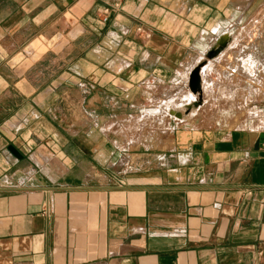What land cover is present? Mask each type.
Here are the masks:
<instances>
[{"label":"crops","instance_id":"crops-1","mask_svg":"<svg viewBox=\"0 0 264 264\" xmlns=\"http://www.w3.org/2000/svg\"><path fill=\"white\" fill-rule=\"evenodd\" d=\"M263 4L0 0V264H264V102L234 127L200 113L216 71L218 92L246 76L244 101L264 100V51L238 30ZM147 121L138 181L98 175Z\"/></svg>","mask_w":264,"mask_h":264},{"label":"rangeland","instance_id":"rangeland-1","mask_svg":"<svg viewBox=\"0 0 264 264\" xmlns=\"http://www.w3.org/2000/svg\"><path fill=\"white\" fill-rule=\"evenodd\" d=\"M264 4L259 7L257 12H254L249 15L248 12L245 13L243 16V21L241 22L238 30H241L242 35H253L257 37L258 40V45H259V54H261L262 51H264V14H260L261 10L263 9ZM241 27V28H240ZM263 39V40H262ZM264 65V59H259V67L263 66L260 64ZM264 67V66H263ZM218 73L216 71L215 76H211V84L209 87L214 88V91H209L206 93L208 96V102H206V106L200 110V113H204L203 115L205 117H211V119H217L218 117L220 118H225L226 121L221 124H211L210 126H226V127H234L237 125H240V123L243 122L244 118L247 115V111L253 110L255 108L261 107L262 103L264 100L258 99L255 101H244V95H245V88H246V83L248 82V79L246 76L241 77V82L238 83V85H241V91H239V87H237L234 82V80L231 81L230 85L228 86L229 88L236 89L237 92L230 91V92H218L217 91V86L219 84H222V82L218 81ZM257 83L259 87L264 84V68L259 71L258 76H257ZM236 87V88H235ZM241 94V96H240ZM236 96V104L237 106L234 107V98ZM223 97L230 98L231 100V107H219V103H221L219 100L223 99ZM228 101V103H230ZM224 101H222L223 103ZM256 105V107H254ZM183 111V109H182ZM129 128H124V131L129 130V138H135V143L130 144L128 150H121L120 155H126L129 158V162L126 160L123 161V165L117 169L116 172L110 174H105L98 172V175H106L109 177L111 180V184L113 185H118V186H123V185H128V183L132 182V180H137V174L142 172L141 170H144L142 167L145 162L143 159H147L149 156H143L140 155L142 151H140V147L138 146V141L139 136H148L150 134L153 135V131L155 128L159 127V124H154V123H142V124H127ZM196 125V124H195ZM198 126H201V124H197ZM103 126V125H102ZM108 126V125H107ZM114 129H119L120 127L117 124L113 125ZM118 127V128H116ZM119 129V132H122ZM143 142V141H141ZM146 145H148V142H143ZM164 143V140H163ZM118 145L122 147L124 144H122L120 141L118 142ZM124 152H128L127 154H124ZM147 152V151H146ZM140 169V170H139ZM148 169V168H145ZM136 177V178H135ZM127 183V184H126Z\"/></svg>","mask_w":264,"mask_h":264},{"label":"water","instance_id":"water-1","mask_svg":"<svg viewBox=\"0 0 264 264\" xmlns=\"http://www.w3.org/2000/svg\"><path fill=\"white\" fill-rule=\"evenodd\" d=\"M228 39V34L222 35L218 40L217 43L211 47L206 53L200 57L198 62L191 68L189 75H188V87L192 93L196 94L197 96L193 99H190L188 102L182 105V109L184 113L192 112L199 104L203 102L202 97V85L203 79L201 75V70L203 66L208 64L209 59L216 56L220 50L226 46Z\"/></svg>","mask_w":264,"mask_h":264},{"label":"built area","instance_id":"built-area-1","mask_svg":"<svg viewBox=\"0 0 264 264\" xmlns=\"http://www.w3.org/2000/svg\"><path fill=\"white\" fill-rule=\"evenodd\" d=\"M114 5H115V6H119L120 3H119V2H115ZM105 10L107 11V8H106Z\"/></svg>","mask_w":264,"mask_h":264},{"label":"bare ground","instance_id":"bare-ground-1","mask_svg":"<svg viewBox=\"0 0 264 264\" xmlns=\"http://www.w3.org/2000/svg\"><path fill=\"white\" fill-rule=\"evenodd\" d=\"M260 14H264V7H263V9L261 10V13Z\"/></svg>","mask_w":264,"mask_h":264}]
</instances>
